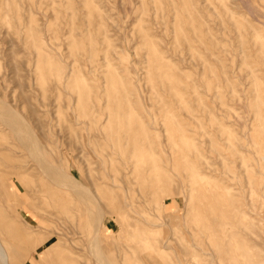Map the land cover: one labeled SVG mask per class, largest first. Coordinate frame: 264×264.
<instances>
[{
  "label": "rangeland",
  "instance_id": "obj_1",
  "mask_svg": "<svg viewBox=\"0 0 264 264\" xmlns=\"http://www.w3.org/2000/svg\"><path fill=\"white\" fill-rule=\"evenodd\" d=\"M0 101L7 264L264 259V0H0Z\"/></svg>",
  "mask_w": 264,
  "mask_h": 264
},
{
  "label": "bare ground",
  "instance_id": "obj_2",
  "mask_svg": "<svg viewBox=\"0 0 264 264\" xmlns=\"http://www.w3.org/2000/svg\"><path fill=\"white\" fill-rule=\"evenodd\" d=\"M3 39V38H2ZM13 55V54H12ZM16 68V67H15ZM2 75V74H1ZM116 99V98H115ZM1 103H4V101L2 102V101H0ZM6 104V103H5ZM10 106V105H9ZM12 107V106H11ZM14 109V108H13ZM8 110V109H7ZM5 111V110H4ZM3 112V111H2ZM2 112H1V114H0V116L2 115ZM9 112V111H8ZM8 112L6 111V113L8 114ZM4 114V113H3ZM10 115H11V112H10ZM8 116V115H7ZM19 116H20V114H19ZM3 117V116H2ZM12 117V116H11ZM16 118L18 117V115L17 116H15ZM22 117V116H21ZM6 118V117H5ZM4 118V119H5ZM261 118V117H260ZM11 119V118H10ZM13 119H14V115H13ZM18 120H20V119H22V118H17ZM3 120V119H2ZM7 120V119H6ZM12 120V119H11ZM25 120V119H24ZM22 122H23V120H21ZM21 121H20V123H21ZM3 122V121H2ZM5 122V121H4ZM13 122H15V119H14V121ZM6 124H13L12 126H14V123H7V121L5 122ZM16 123H17V120H16ZM18 123H19V121H18ZM5 124V125H6ZM26 125L27 124V122L25 123V122H23V125ZM16 125V124H15ZM18 125H20V124H18ZM18 125H16L17 127H18ZM24 125V126H25ZM27 125H29V124H27ZM11 125H9V127H10ZM14 128V127H13ZM20 128V127H19ZM25 129H26V127H24ZM15 129V128H14ZM17 131H20V129H18ZM24 131V130H23ZM21 132V131H20ZM20 136H21V134L19 133V132H17ZM22 133V132H21ZM25 133V137H31V135L30 134H28V136H26V133H28V132H24ZM30 133H33L32 131L30 132ZM35 137V136H34ZM34 137H33V139H31V140H26L24 143L22 142V137H21V143L23 144V147L25 146H27L31 151L32 150H35V151H37L38 153L37 154H39V148H38V145L37 144H41L40 143V141H38L37 140V138H36V140L39 142H35V140H34ZM25 139V138H24ZM30 139V138H29ZM20 140V139H19ZM29 142V144H26V142ZM22 144H21V147H22ZM40 146V145H39ZM41 146H43V145H41ZM41 146H40V148H41ZM41 149H43V148H41ZM28 150V149H27ZM44 150H45V148H44ZM42 152V151H41ZM47 152V151H46ZM34 153V152H33ZM35 155V154H34ZM40 155H41V153H40ZM37 157V156H36ZM35 157V158H36ZM41 156H39V157H37V159H36V161H38V158H40ZM43 157V156H42ZM39 161H42L41 159L39 160ZM38 161V162H39ZM43 161H45V160H43ZM48 161V160H47ZM37 162V163H38ZM46 162V161H45ZM47 164H49V167L51 166L50 165V163L48 162ZM42 165V164H41ZM44 166H45V164H44ZM39 167V166H38ZM42 167V166H41ZM53 167V166H52ZM51 167V168H52ZM40 168V167H39ZM54 168H55V166H54ZM54 168H53V171H49V169H48V171L49 172H53V174H55L56 175V173H54ZM44 169V168H43ZM46 170H47V168H45ZM57 171H59L58 170V168L56 169ZM55 170V171H56ZM190 170V169H189ZM60 173L62 174V172L60 171ZM52 174V175H53ZM60 175V174H59ZM58 175V176H59ZM67 175V174H66ZM65 175V176H66ZM60 177V176H59ZM61 177H62V175H61ZM67 177V176H66ZM70 177V176H69ZM60 180H61V178H59ZM68 183V182H67ZM74 183V182H73ZM57 185H58V183H56ZM78 184V183H77ZM75 185V184H74ZM74 185H73V187H74ZM75 187H76V185H75ZM81 186H79V188H80ZM78 188V187H77ZM76 188V189H77ZM83 189H85L84 187H83ZM73 190H75V189H73ZM81 190H82V187H81ZM75 191H77V190H75ZM83 192H85L86 194H88V191L87 190H85V191H83ZM80 194L81 193V191H79V192H77V194ZM252 194V193H251ZM81 195H83V194H81ZM89 195H90V192H89ZM84 197V196H83ZM85 198V197H84ZM99 213V212H98ZM101 213V212H100ZM244 214L245 215H247L246 214V212H244ZM99 216H101V215H99ZM100 218V217H99ZM99 220V219H98ZM97 220V221H98ZM102 221V220H101ZM101 221H99V222H101ZM250 221V220H249ZM99 226V225H98ZM225 226V225H224ZM96 227H97V225H96ZM100 227V226H99ZM99 227L98 228H96V229H99ZM225 228V227H224ZM236 230V229H235ZM96 232V231H95ZM97 234V233H96ZM94 235H95V233H94ZM233 234H231V236H232ZM97 236L98 235H96V238H97ZM243 237V236H242ZM95 238V237H94ZM93 238V239H94ZM92 239V240H93ZM97 240V242H98V239H96ZM1 242V241H0ZM93 242V241H92ZM96 242V241H95ZM167 242H168V240H167ZM167 242H162V246H161V250L163 249V250H165L166 249V245H167ZM193 243V242H192ZM90 244V243H89ZM98 244V243H97ZM100 244V243H99ZM92 245H93V243H92ZM230 248H229V250H227V253H228V255H229V257H228V261H227V263H229V264H264V259L262 258V259H260L258 262H254V259L253 258H251V255H250V253H248L247 251L249 250V248H248V250H246L245 249V246L243 245V244H237L236 246H235V248L233 249L232 248V246H230L229 244H227ZM226 245V246H227ZM90 246V245H89ZM95 246V245H94ZM94 246H92L93 248H94ZM53 247V246H52ZM52 247L50 248L51 250H52ZM192 247L195 249V248H197V246L196 245H194V244H192ZM91 249L90 247H89V249L91 250V252L92 251H94V249ZM96 248V247H95ZM97 249H99V248H97ZM240 249H243V251L240 253V252H238ZM244 249L246 250V251H244ZM238 250V251H237ZM263 250V249H262ZM95 251H96V249H95ZM264 251V250H263ZM90 252V253H91ZM249 252H251V251H249ZM49 253V252H48ZM95 253V252H94ZM97 253H100L99 252V250L97 251ZM96 253V254H97ZM16 255L17 256H19L20 255V253L19 252H17L16 253ZM215 255V254H214ZM9 256L10 255H8V252L6 251V249H4L2 246H1V244H0V263L2 262L3 264H7L8 263V260H9ZM101 256H103V254L101 255V253H100V255L98 254V256L97 257H100L101 258ZM259 256V255H258ZM104 258H106L105 256H104ZM212 258V257H211ZM218 258V257H217ZM261 258V257H260ZM27 259V258H26ZM25 259V260H26ZM95 259V258H94ZM97 259V258H96ZM95 259V260H96ZM99 259V258H98ZM97 259V261H99ZM258 259H259V257H258ZM194 260V259H193ZM211 260H213V258L211 259ZM101 261V260H100ZM218 261V260H217ZM1 263V264H2ZM106 263H107V261H106ZM218 263V262H217ZM101 264V263H100ZM103 264H105V262L103 263ZM109 264V263H108Z\"/></svg>",
  "mask_w": 264,
  "mask_h": 264
}]
</instances>
